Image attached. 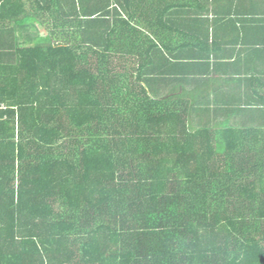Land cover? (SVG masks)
<instances>
[{"label":"trees","instance_id":"obj_1","mask_svg":"<svg viewBox=\"0 0 264 264\" xmlns=\"http://www.w3.org/2000/svg\"><path fill=\"white\" fill-rule=\"evenodd\" d=\"M89 1L0 0V264H264V80Z\"/></svg>","mask_w":264,"mask_h":264},{"label":"crops","instance_id":"obj_2","mask_svg":"<svg viewBox=\"0 0 264 264\" xmlns=\"http://www.w3.org/2000/svg\"><path fill=\"white\" fill-rule=\"evenodd\" d=\"M131 1H104L105 5L101 7L105 6L107 31L113 26L112 20H117L119 15L145 33L155 28L158 31L160 28H165L164 30L170 33L171 50L179 47L175 41L177 40L175 33L190 34L200 23L199 27L211 34V46L206 54V61H210L211 65L217 63L219 66H225L226 69L223 73L225 83H218L216 87L219 96L244 100L253 95L248 81L264 80V0H138L140 3L138 6L142 11L140 8L136 11L132 4L134 1ZM161 2L163 5L160 4ZM181 2L184 3V8L178 9ZM95 6L96 0H90L89 8L93 9ZM162 17L163 24L159 21ZM93 18L89 20L94 21ZM194 20L197 24L193 23ZM192 23L195 25L194 29ZM96 30L89 32L93 33ZM213 40L216 41L215 46ZM183 48L186 50V47ZM176 55V51L169 55L163 51L155 57L157 60L169 59L173 65H176L178 63L177 58H174ZM187 55L186 51L184 55L181 54L183 63H188ZM216 75L210 76L209 79L222 78L219 74ZM231 81L234 83L230 84ZM235 104L243 105L239 101Z\"/></svg>","mask_w":264,"mask_h":264},{"label":"rangeland","instance_id":"obj_3","mask_svg":"<svg viewBox=\"0 0 264 264\" xmlns=\"http://www.w3.org/2000/svg\"><path fill=\"white\" fill-rule=\"evenodd\" d=\"M214 77V76H213ZM215 78V77H214ZM212 81V80H211ZM218 86L217 83H211L210 84V89L213 90L214 88H216ZM212 100V99H211ZM211 108L213 107L212 105H210ZM222 119V118H221ZM238 121H242V119L240 118V116H236V117H231L230 119V123H237ZM207 117H205L204 115L202 114H199V115H193L191 116V119H190V124H192L193 128L195 127H198V126H202V125H205L207 124ZM215 123V122H214ZM240 123V122H238ZM251 125H254L255 127L258 126L259 122H255V121H251L250 123Z\"/></svg>","mask_w":264,"mask_h":264},{"label":"built area","instance_id":"obj_4","mask_svg":"<svg viewBox=\"0 0 264 264\" xmlns=\"http://www.w3.org/2000/svg\"><path fill=\"white\" fill-rule=\"evenodd\" d=\"M3 108V107H2Z\"/></svg>","mask_w":264,"mask_h":264}]
</instances>
